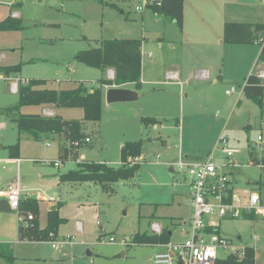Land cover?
Here are the masks:
<instances>
[{
  "label": "rangeland",
  "instance_id": "rangeland-1",
  "mask_svg": "<svg viewBox=\"0 0 264 264\" xmlns=\"http://www.w3.org/2000/svg\"><path fill=\"white\" fill-rule=\"evenodd\" d=\"M202 1L205 6L196 20L203 24L206 37L195 41L199 45L205 46L210 34L222 37L226 21L264 20V5L259 0ZM112 3L121 9L114 8ZM140 5H143L142 0H0V21L9 14L13 16V12L16 15L17 11L19 16L16 17L23 25L21 30H0V65L21 63V70L16 74L6 76L0 72V159L8 155L5 146L18 140L15 123L4 112L18 102L13 83L43 78L48 80V88L69 89L79 82L88 88L96 87L106 70L85 65L78 59V52L98 47L105 39H141L142 15L146 25L143 36L148 38L143 51L146 61L151 53L152 60H158L167 71L194 67L210 71L203 81L193 78L187 84L180 76L178 83L183 87H177L169 76L156 78L159 65L155 73L152 68L149 73L146 67L154 81L139 89L142 95L130 102L103 103L97 121H85L79 107H20L17 114H43V110L48 112L51 107L64 119L79 120L81 139L89 137L90 141L73 150L77 155L70 153L63 159L60 148L69 147V140L57 134L40 133L38 139L22 135L18 140L19 156L30 159L34 167L22 168L18 188L22 193L28 191L37 203L34 214L21 212L23 218L32 214L30 223L34 224L35 219L44 226L50 207L59 204L57 212L63 221L54 233L49 232V238L29 240L19 236L17 212H0V243L11 247L13 264H157L153 255L159 247L132 243L131 238L136 232L154 234L153 221L172 232L170 241L184 238L179 218L185 220L190 214L191 187L187 172L173 163L179 158L189 163L205 160L213 152L215 164H226L228 159L218 148L220 135L226 138V147L239 151L232 157L235 162L230 177L234 193L245 199L250 191L256 190L264 200V167L257 166V161L250 163L249 153L252 150L251 154L264 155V143L260 152L254 147L257 140L264 141V115L260 114L258 105L242 93L250 72L245 73L240 65L232 50L235 45L221 39V43H213L211 56L203 55L201 59L194 56L197 49L193 47L199 46L193 41L183 56L179 44H165L163 49H157L156 35L167 38L180 35V30L150 8L135 10V6ZM162 19L165 24L159 23ZM247 47H252L258 55V45ZM255 59L251 72L264 70V63L258 56ZM231 87L235 91L227 94L226 90ZM139 107L143 112L160 116L161 125L156 130L149 131L140 122ZM153 137H157L154 142ZM141 138L145 140L144 158H140V168L133 178L106 185L98 181L59 183L58 175L75 169L80 160L117 167L122 144ZM54 160H59L60 165L48 163ZM2 168L0 163L1 173ZM11 174L15 175V169ZM49 196L55 198L54 202L48 200ZM219 235L233 247H253L254 264H264V219L260 216L222 219ZM111 236L114 242L109 241ZM123 237L127 238L125 244L120 243ZM225 254L219 251L220 258ZM0 264L7 262L0 258Z\"/></svg>",
  "mask_w": 264,
  "mask_h": 264
},
{
  "label": "trees",
  "instance_id": "trees-1",
  "mask_svg": "<svg viewBox=\"0 0 264 264\" xmlns=\"http://www.w3.org/2000/svg\"><path fill=\"white\" fill-rule=\"evenodd\" d=\"M183 2L184 0H146L145 7L150 8L157 14L173 21L179 29L183 27ZM118 8L116 4H111ZM119 9V8H118ZM23 25L21 19L9 14L0 21V30H21ZM264 34V22H238L226 21L223 24L222 42L230 44H252L257 34ZM141 42L140 38H113L105 39L98 47L79 51L78 59L87 66L105 70H113V78H100L97 86L88 88L83 82H79L76 87L69 89L48 88L47 79L30 78L24 82H18L16 92L18 102L11 107L4 109L5 114L11 117L18 132V140L22 135H27L38 139L40 133L57 134L65 140L81 139L83 137L82 124L76 119H64L54 113L45 115L39 113H18L20 107L26 105H52L55 107H79L83 110L85 121H97L100 119L102 111L103 87L121 86L131 83L136 90L141 88ZM258 60L264 63V45L258 54ZM21 70V63L14 65H0V72L9 76ZM243 95L253 100L260 109V114L264 115V79L260 78L256 72H251L245 79L242 87ZM139 120L144 126L160 123L159 120L150 116H140ZM13 145L5 146L9 150V155L18 156L19 141ZM144 139L126 141L120 148V164L117 167L103 162L92 160H80L76 163L75 169H70L58 175L60 182H83L98 181L106 185L109 182L126 181L135 176L140 168V161L134 158L140 157ZM74 148L63 147L60 158L66 159ZM257 160V155L251 154ZM264 162V156L260 159ZM57 209L47 212L46 224L40 228L34 219V224L29 222L27 227L18 225L20 237L29 240H45L49 238V232L63 220L58 216ZM19 209L21 212H36L37 203L34 198L21 199ZM244 218H253L254 215L244 214ZM218 231V230H217ZM171 233L167 228L162 229L159 234L134 233L131 238L132 243L137 244H157L170 241ZM0 258L7 264H12L14 256L11 247L7 243H0ZM255 251L253 247L244 246L243 256L231 253L224 258H219L215 264H254Z\"/></svg>",
  "mask_w": 264,
  "mask_h": 264
},
{
  "label": "built area",
  "instance_id": "built-area-1",
  "mask_svg": "<svg viewBox=\"0 0 264 264\" xmlns=\"http://www.w3.org/2000/svg\"><path fill=\"white\" fill-rule=\"evenodd\" d=\"M261 2L264 5V0H261ZM143 3L146 4V0H143ZM143 6L144 4L136 6L135 9L142 10ZM254 43L262 47L264 45V34H257ZM256 73L260 78L264 77V70H257ZM108 75L109 78H113L112 69L108 70ZM16 87L17 85L13 83V88L16 89ZM234 91L235 88L231 87V89L226 90V93L229 94ZM218 140V148L222 150L225 158L228 159L226 164H215L210 157L198 163L185 162L183 158H179L174 163L180 169H184L189 177L192 203L191 215L187 221L179 222V225H181L180 233L184 235L182 240L156 244L159 249L153 255L155 263L215 264V261L220 258V250L226 252L225 257L231 253L242 257L244 247H233L225 238L219 235L217 228L220 220L242 217L244 214L250 213L264 219V200L256 190L250 191L245 199H241L232 192L230 170L225 169L224 166L232 167L235 162L232 157L239 151L235 148L226 147V138L222 135ZM89 141V137L69 140V147L75 149ZM263 143V140L254 142L257 152L263 150ZM47 145L49 144L47 143ZM262 156L264 155L257 156L258 161L251 157L250 163L253 164V161H257V166L264 167V162L260 160ZM139 160V157L134 158V161ZM48 163H52L54 166L60 165L58 160L48 161ZM4 197L11 209L17 212L19 224L22 223V226L27 227L33 216L28 214L23 218L19 209L21 199H25L26 196L21 193L18 186L11 185L4 193ZM48 200L54 201V197L49 196ZM206 218L210 220H206ZM152 231L154 234H159L162 231L161 225L153 221ZM126 239L123 237L120 243L125 244ZM109 241L114 242L115 238L111 236ZM52 246L54 247L55 244L52 243ZM228 249L230 250L227 251Z\"/></svg>",
  "mask_w": 264,
  "mask_h": 264
},
{
  "label": "crops",
  "instance_id": "crops-1",
  "mask_svg": "<svg viewBox=\"0 0 264 264\" xmlns=\"http://www.w3.org/2000/svg\"><path fill=\"white\" fill-rule=\"evenodd\" d=\"M259 1L261 2V0H259ZM143 4H144V6H143V8H144L145 7V3H143ZM204 6H205V4H204V2L202 0H184V2H183V27H182V29H179L180 30V33H179L180 35H175L174 34L171 37H167L166 38L165 35L164 36H158V35L155 34L156 35L155 38L159 42L157 44V49L158 48H160V50L163 49V46L165 44H166V46L168 44H173V45L179 44V46H181V48L179 49L180 55L183 56V53H184V55H186V50H188L191 47L189 45H190V42L193 41V44L199 46V48L193 47V48L197 49L196 54L194 55L195 57H199L200 59H201V57L203 55L210 57L211 56V54H210L211 53V47L213 46V43L214 42H217V43L220 42L221 43L222 37H221V34H216V35L210 34L209 37L207 36L209 41H208V43L205 46L199 45L198 43L195 42V41H198L201 37H206V36H203L204 35L203 24L201 23L200 20H196V16L199 15V12L201 11V9ZM117 7L119 9H121L119 7V5H117ZM118 8H116V9H118ZM143 8H142V10H138V11H143ZM15 12L17 14L14 15V12H13V16H15V17L19 16V13L17 11H15ZM143 17H144V15H142V30H141L142 31V34H141L142 35V37H141L142 42H141V78H140V83H141V88L142 89H144L147 84H150L152 81H154L153 78L150 77V75L148 74V69H150L149 73L151 72V68H152V72L155 73L156 67L158 65H159V72L157 73L156 78H159L160 76L163 77L164 75L169 76V75L172 74L173 76H169V80L173 79V81H172L173 83L172 84H174V86H177V87H178V85H182V87H183V84L178 83V82H180V76H183L185 78V84L190 83L193 80V78H195L197 80H200V81H203L204 79L209 77V75H210V71L209 70H206V69H197L196 70L195 67L191 68V69L190 68L183 69V70H180V71L179 70H174V71H169L168 70L167 71V69H166V67H164V65H162L161 63H157L158 60L157 61H155V60L153 61L152 60V58H151L152 54L151 53H148V55H147L148 59L146 61L144 59V57H143V55H144L143 51H144V46L146 44V40L148 38L146 39V37L143 36L144 31H146V25H145V21L143 20ZM170 22H171V24L175 25V23L173 21H170ZM247 22H262V20L247 21ZM159 23L165 24L163 19H162V22H159ZM156 33H158V32H156ZM181 34H182V36H181ZM130 39H133V38H130ZM217 43H216V45H217ZM252 44H255V43H252ZM234 45H235L234 49H232V50L236 53V57L239 59L240 65L242 66L243 70L245 71V73H249V72L251 73V70H253V67L255 65V63H254L255 60H256L255 58L258 56L257 55V51H255V50L253 51L252 47H247V46H249L251 44H234ZM260 49H261V47H260ZM166 51H168V48L166 49ZM155 52L157 54L156 50H155ZM259 52H258V54H259ZM253 63H254V65H253ZM145 64H147L148 66H145ZM146 67L148 69H146ZM109 69H111V68L105 69L106 70V75H105L104 78L111 79V78H109V75H108V70ZM194 70H196V71H194ZM57 82H59V81H57ZM120 87L135 89L131 83L121 85ZM107 88H108L107 86L103 87L102 104L106 102V100H105V90ZM56 89H60V88H56ZM136 91L139 93V97H140L142 95L141 90H136ZM42 106H44V108H45V106H52V105H42ZM139 111H140L139 113H141L140 116H150V117H154L155 119L160 121V119H159L160 116L157 113H155V112L154 113L143 112L141 107H139ZM54 113H56V112L51 107L48 109V112H44V110H43V114H45V115H52ZM158 125H161V121L158 124L148 125V126H145V127H147L146 129L149 128V131H150V130H156ZM156 140H157V137H153V142L156 141ZM60 150H62V148H60ZM249 153H250V158H251L252 157L251 156V150L249 151ZM76 155H77V152H76ZM184 157H186V156H184ZM209 157H210V159L213 158V152L208 154L206 156V159L209 158ZM139 158H141L143 160V158H144L143 154H141ZM233 160L235 161V159H233ZM202 161H204V160H202V159L201 160H195V161L190 162V163H198V162H202ZM140 162H142V161H140ZM0 163L3 166V168H2L3 172L2 173L0 172V199H1V198L4 197V193L7 191L9 186H11V185H16L18 187L21 186V184H20V173H21V170H22L23 167H25V166L27 168H29L30 166L32 168H34V167L32 165H30V159H24V158L20 157L19 154H18L17 157H13V156L9 155V152H8L7 156H2V158L0 159ZM27 163H29V164H27ZM12 169H15V175L13 174L14 176H12V174H11ZM231 169H232L231 167L228 169V170H230V174L232 172ZM183 178H184V180L187 179L186 177H183ZM58 181H59V179H58ZM59 183H62V182L59 181ZM231 187H232V192H234L233 191L234 189H233L232 179H231ZM27 192L28 191H25L24 193H22V191H21V193L23 195H25L26 198H28V197L29 198H34L33 195H29V193H27ZM190 196H191V194H190ZM54 200H55V198H54ZM54 206H56V209H57L58 204L52 205L49 210H52L51 208L54 207ZM191 208H192V203H191V199H190V214L187 217V219H185V220L180 217L179 219L182 220V222L183 221H187L189 219V217L191 215ZM157 223H159V222H157ZM38 225H39V223H38ZM44 226H40V227L42 228ZM162 229H165V228H162ZM217 229H218V232H219V225H218ZM169 232L172 234L171 231H169ZM12 264H13V262H12Z\"/></svg>",
  "mask_w": 264,
  "mask_h": 264
},
{
  "label": "water",
  "instance_id": "water-1",
  "mask_svg": "<svg viewBox=\"0 0 264 264\" xmlns=\"http://www.w3.org/2000/svg\"><path fill=\"white\" fill-rule=\"evenodd\" d=\"M138 97L139 93L135 89L120 86H110L105 90V100L107 103L130 102L138 99ZM51 209H56V206L52 207ZM0 212H14L4 197L0 199Z\"/></svg>",
  "mask_w": 264,
  "mask_h": 264
}]
</instances>
